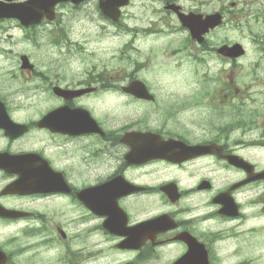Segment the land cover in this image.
I'll return each instance as SVG.
<instances>
[{
    "label": "flooded vegetation",
    "instance_id": "flooded-vegetation-1",
    "mask_svg": "<svg viewBox=\"0 0 264 264\" xmlns=\"http://www.w3.org/2000/svg\"><path fill=\"white\" fill-rule=\"evenodd\" d=\"M135 11H144L140 29L146 34L183 31L185 38L172 53L183 52L189 61L197 60L198 52L203 59L221 57L216 50L222 44H243L240 38L215 41L221 28L242 30L264 45V0H0V62L11 64L3 76L10 84L0 86L7 114L0 121V213H20L0 214V226L26 224L15 235L18 245H25L16 250L22 257L52 244L61 229L53 227L55 221L84 226L87 235L100 229L102 196L120 187L127 191L118 203L129 226L164 216L160 224L143 225L134 242L138 248L127 250L140 264H173L191 252L194 259L206 254L210 264H220L219 251L228 252L229 243H237L232 264H264V53L247 63L244 57L221 59L228 68L202 72L213 84L165 87L163 97L154 93L162 87L145 81V86L119 85L116 69L102 64L96 71V63L88 64L71 25L92 23L98 15L104 28L121 25L136 32L127 23L135 20ZM182 12L219 13L224 21L197 44L182 25ZM84 35L92 37L90 31ZM75 62L80 71L70 74ZM17 73L39 79L29 104L43 101L41 113L31 117L23 112L26 100L14 101L23 92ZM62 89L74 93H58ZM141 90L147 93L136 94ZM142 105L155 108L148 112ZM119 106L139 107L118 125ZM106 107L109 116H102ZM46 114L51 116L43 118ZM10 121L26 127L11 132ZM16 180L28 189L4 192ZM64 234L73 238L68 229ZM29 237L35 246L24 241ZM75 248L68 245L65 254L79 259L87 247ZM0 249L15 259L2 241Z\"/></svg>",
    "mask_w": 264,
    "mask_h": 264
},
{
    "label": "rangeland",
    "instance_id": "rangeland-1",
    "mask_svg": "<svg viewBox=\"0 0 264 264\" xmlns=\"http://www.w3.org/2000/svg\"><path fill=\"white\" fill-rule=\"evenodd\" d=\"M144 11H135L132 16L135 17V20L128 18V24H134L135 27L139 28L145 23L143 20L144 14L141 13ZM104 20L99 19L98 15L96 19L91 23L86 20L81 22L74 23L72 28L74 29L76 37L85 50V56L87 57L88 64L96 63V71L101 70L100 65L106 64L109 69H116L117 75L119 76V84H126L128 81L125 80V73L132 72L137 70V76L145 80L148 84L162 87L163 89H155L153 92L155 94H161V97L164 95L165 87H168L169 90H175L179 85H191L197 84L193 81V69L198 71L204 70V64L192 67L187 64L180 54L173 55L172 51L176 49L181 43L182 35L179 34H167V32L161 33L160 35H149L145 34L143 31H140L137 34V37L133 40V48L131 46H126L129 42L133 33L130 31H124L123 29L115 28L113 26H108L104 28ZM101 27V28H100ZM90 31L92 37L84 35V33ZM82 32V33H81ZM225 32L228 33L225 34ZM222 35H226L228 38H223ZM215 41H234L240 38L243 43L248 46L249 54H253L255 49L252 45L251 38L247 37V33L234 31L232 29L222 28L217 31ZM87 38V39H86ZM219 39V40H218ZM9 46L8 44H5ZM19 50V47H16ZM21 49H24L23 46H20ZM94 59V60H93ZM93 60L92 62H89ZM183 60V61H181ZM245 61V59L243 60ZM208 62L205 64L207 66ZM79 63H73L72 67H69V73H77L80 70L78 69ZM91 66V65H88ZM140 66V67H139ZM0 86L9 85V80L3 82V76L8 72L11 64L7 66L6 62H0ZM137 67H139L137 69ZM211 68H214L213 66ZM228 68V67H227ZM41 70V69H40ZM48 70L49 75L52 76L53 70L49 67L44 68ZM124 77V78H123ZM16 82L21 86L23 92H21L22 97L16 94L14 101L18 102L22 100L27 101L26 106L29 105L27 110V115H37L39 114L44 107H46L43 101H35L31 106L29 103H33V97L36 95L33 92L32 88L39 83L38 78H34L25 74H18L15 76ZM20 90V89H19ZM25 95L28 97L25 99ZM34 95V96H33ZM41 96H45L42 94ZM140 106V105H139ZM139 106L121 108L120 106L115 110L116 119L118 125L122 124L129 115L132 114L131 110ZM154 106L142 105V110L148 112L154 110ZM107 107L102 109V116H109L107 114ZM59 221L52 223L53 227L58 224ZM65 225L68 224L66 221H62ZM33 226L39 225L37 222H31ZM96 224V223H95ZM92 225V223L90 224ZM71 227H68L69 232L73 235L71 238V244L68 243L71 248H75L73 251H79L82 246L87 248L80 253L75 258L70 255L69 260L72 264H77L78 261L80 264H117L121 261H125L130 258L129 253H120L114 248H111L112 243L103 235V232L100 229H97L93 233L87 235L84 232V237L79 233L81 230V225L70 224ZM96 226V225H94ZM1 227V226H0ZM26 227L25 223H13L9 226L0 228V241L4 242L5 245L12 251L13 255L15 254V259L13 258L12 264H45L49 262L50 264H64L63 253H64V243L60 242L57 238L56 240L46 246H36L24 252V256L19 257L17 249L24 246L18 245L19 236H15L18 232L23 231ZM85 227H88L85 223ZM16 241H15V240ZM26 243L36 245L35 238H26L24 239ZM230 249L228 252L219 251L220 264H232L236 262L234 256L230 257L232 248L237 246V243H229ZM168 256H173L174 251ZM77 258V259H76Z\"/></svg>",
    "mask_w": 264,
    "mask_h": 264
},
{
    "label": "water",
    "instance_id": "water-1",
    "mask_svg": "<svg viewBox=\"0 0 264 264\" xmlns=\"http://www.w3.org/2000/svg\"><path fill=\"white\" fill-rule=\"evenodd\" d=\"M11 186H12V187H15V184H12ZM9 187H10V186H9Z\"/></svg>",
    "mask_w": 264,
    "mask_h": 264
}]
</instances>
